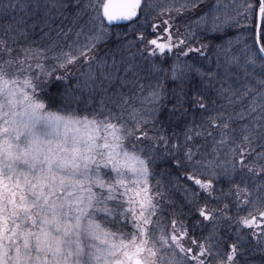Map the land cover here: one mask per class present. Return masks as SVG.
I'll return each mask as SVG.
<instances>
[{
    "label": "snow or ice",
    "instance_id": "snow-or-ice-1",
    "mask_svg": "<svg viewBox=\"0 0 264 264\" xmlns=\"http://www.w3.org/2000/svg\"><path fill=\"white\" fill-rule=\"evenodd\" d=\"M150 10L151 0H0V264H251L253 241L264 253V46L236 55L242 41L227 35L250 22L254 44L264 41V0H216L195 19L199 47L191 29L173 38L171 17L166 38L140 33L147 54L163 58L145 86L135 53L109 63L93 52L108 35L103 21L137 24ZM78 62L84 70L65 83ZM190 110L183 143H172L162 113L181 127ZM197 112L207 121L197 125ZM201 137H213L210 153ZM161 156L169 169L157 173ZM173 181L184 200L168 217Z\"/></svg>",
    "mask_w": 264,
    "mask_h": 264
},
{
    "label": "trees",
    "instance_id": "trees-1",
    "mask_svg": "<svg viewBox=\"0 0 264 264\" xmlns=\"http://www.w3.org/2000/svg\"><path fill=\"white\" fill-rule=\"evenodd\" d=\"M86 2V0H85ZM153 4V10H150L147 12V21L144 20V17H141L140 23L132 24V23H126L118 26L113 27H107L104 24V31L108 34L107 38L104 42L99 43L94 52L93 55L99 59H107L109 63H111V56L113 53L117 55V59L119 60L121 56V49L123 50V55L125 58L132 57L133 53H135L134 56V62L138 66L139 72L141 77L143 78V83L145 86L148 85L149 81L155 77L154 73L150 72V69L152 68L153 63H161L163 61V58L160 57L159 52H157V55L152 57L147 54V51L151 48V46L148 47V49L145 48V44L139 43L138 36L140 33H144L146 37L148 38H157L165 36L164 28L166 27L163 24V21L165 19H169L171 17L170 22L173 24L172 32H173V38L175 39L177 36H187L189 29L191 31L195 32L194 38H189V41L193 42L194 47H199L200 43L203 42L201 39L202 33L197 28L195 24V19L198 15L203 14L204 11H207L210 9L215 3L216 0H202V3L200 4V7L196 10L195 13L189 12V11H183L181 14H178L176 12V8H178L181 4L185 3L186 0H151ZM224 3H231V0H221V4ZM171 7L172 11L169 12L168 8ZM104 23V22H103ZM157 24L159 27L154 32L153 29L150 27L151 24ZM100 24V20H96V25ZM257 25V20H256ZM179 29V32L176 31V29ZM96 30H99L97 28ZM76 29H74V32ZM227 35L229 38L235 39L238 35L240 40L242 41L241 44L236 45L234 47V51L236 55H242V49L244 47V43H247L248 46L252 47L254 46L256 50L258 51L259 46L258 44H254V41L256 40V30L255 27L249 22L245 27L241 28L239 26H234L227 29ZM119 36V38H118ZM74 40H76V36L73 34L70 36L69 40L67 41L69 44L72 43ZM81 43L85 42V37H80ZM218 42V41H214ZM139 44V48L136 47V45ZM261 46H264V41L260 43ZM144 51L145 55L141 56L140 52ZM179 51V49H174L172 53L167 54V62H171L173 59H175V54ZM192 57V60L195 61L197 64L201 65L202 68H208V64L206 61L203 60L202 57H197L195 53L190 54ZM181 59H188L187 57L181 56ZM243 62V61H241ZM46 67H51L55 64L53 60H47L44 61ZM84 70V66L82 63H77L75 66L70 68V79L66 81L65 83H71L75 81L81 74V71ZM212 71H216L215 65H212ZM221 73L223 72V69H220ZM63 72L62 69H57V73L61 74ZM197 84L199 85V78H197ZM49 91L53 94L61 91V87L59 85L52 87L49 89ZM146 94V93H145ZM138 103V102H137ZM170 107V105H169ZM212 113H215L216 106L212 105L210 106ZM162 119L164 122V126L167 129L166 135L172 138V143L177 142V137L179 138V142L183 143V136L181 135V130L183 123H192L193 121V115L192 111H189L188 117L185 121L182 122L181 127H176L175 125H171L168 123V113L164 111L162 113ZM203 119L204 121H207L208 115L207 114H201L197 112L195 114V122L197 125L199 122ZM175 133V135H173ZM214 136L218 139L219 138V131L217 130L214 132ZM213 137H201L198 139L197 146L203 145L201 148V151L204 153H210L213 148L212 143ZM161 153L164 152L163 147L158 149ZM171 159V156H167L166 158L161 156L155 161L154 168L157 173L168 170V160ZM175 176V173H173ZM181 178L183 177V173H180ZM168 184L167 177L164 178V180L161 181V187L164 188L165 185ZM153 188L156 187V180L154 179L152 181ZM186 186V185H185ZM249 187L251 188L252 185L249 184ZM166 195L171 197V200L174 201V203L170 202H161L164 208L165 215L170 217L173 211L179 210L182 207L181 202L184 200V193L181 191H177L175 187V181L172 182L171 186L167 187L166 189ZM253 198H255L253 196ZM247 207H251L248 205ZM237 213V209L234 205L230 206V209L228 210V214L230 216L235 217ZM241 215H246L247 213L245 211H242L240 213ZM167 223V221H165ZM116 228H119V224L113 225L112 230H115ZM124 231H127V229H123ZM232 231V230H229ZM247 231V230H246ZM207 232V229H205V234ZM199 231L197 232V235H199ZM186 243H190V241H186ZM255 244V241L252 242V244L248 245L250 250L247 253L248 259L250 260L251 264H264V253H261L258 249H253V245Z\"/></svg>",
    "mask_w": 264,
    "mask_h": 264
},
{
    "label": "water",
    "instance_id": "water-1",
    "mask_svg": "<svg viewBox=\"0 0 264 264\" xmlns=\"http://www.w3.org/2000/svg\"><path fill=\"white\" fill-rule=\"evenodd\" d=\"M104 24L107 26V27H113V26H118V25H122V24H126V23H129L127 21H119V22H113L112 24H108V22L105 20L103 21ZM261 24V22L259 21V19H257V26H259ZM259 47H261L260 43L258 44Z\"/></svg>",
    "mask_w": 264,
    "mask_h": 264
},
{
    "label": "rangeland",
    "instance_id": "rangeland-1",
    "mask_svg": "<svg viewBox=\"0 0 264 264\" xmlns=\"http://www.w3.org/2000/svg\"><path fill=\"white\" fill-rule=\"evenodd\" d=\"M163 38H166L167 37V33H165V36H162Z\"/></svg>",
    "mask_w": 264,
    "mask_h": 264
}]
</instances>
